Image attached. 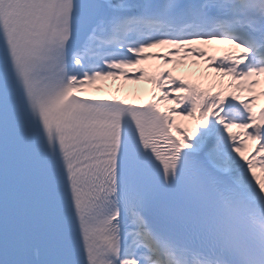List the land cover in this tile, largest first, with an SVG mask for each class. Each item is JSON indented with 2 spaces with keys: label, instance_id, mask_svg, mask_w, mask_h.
<instances>
[{
  "label": "snow or ice",
  "instance_id": "1",
  "mask_svg": "<svg viewBox=\"0 0 264 264\" xmlns=\"http://www.w3.org/2000/svg\"><path fill=\"white\" fill-rule=\"evenodd\" d=\"M0 264H264V0H0Z\"/></svg>",
  "mask_w": 264,
  "mask_h": 264
},
{
  "label": "bare ground",
  "instance_id": "2",
  "mask_svg": "<svg viewBox=\"0 0 264 264\" xmlns=\"http://www.w3.org/2000/svg\"><path fill=\"white\" fill-rule=\"evenodd\" d=\"M156 51H160V50H156ZM128 87H129V88H134L133 85H129ZM136 87L144 88L145 86H144V85H139V86H136Z\"/></svg>",
  "mask_w": 264,
  "mask_h": 264
}]
</instances>
